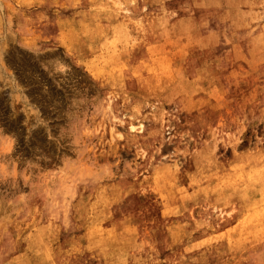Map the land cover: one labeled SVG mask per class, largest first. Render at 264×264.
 <instances>
[{"label":"rangeland","instance_id":"rangeland-1","mask_svg":"<svg viewBox=\"0 0 264 264\" xmlns=\"http://www.w3.org/2000/svg\"><path fill=\"white\" fill-rule=\"evenodd\" d=\"M75 3L0 0V264H264V0Z\"/></svg>","mask_w":264,"mask_h":264},{"label":"bare ground","instance_id":"bare-ground-1","mask_svg":"<svg viewBox=\"0 0 264 264\" xmlns=\"http://www.w3.org/2000/svg\"><path fill=\"white\" fill-rule=\"evenodd\" d=\"M97 1V0H96ZM118 1V0H117ZM90 2V1H89ZM93 2V1H92ZM109 2H110V0H109ZM93 4V3H92ZM96 4V3H95ZM110 4V3H109ZM113 4V3H112ZM94 5V4H93ZM92 5V6H93ZM106 5V4H105ZM104 5V6H105ZM119 5V4H118ZM89 6V5H88ZM98 6H100V5H98ZM104 6H102V7H104ZM113 6V5H112ZM91 7V6H90ZM106 7V6H105ZM114 7H117V6H114ZM89 8V7H88ZM93 8V7H92ZM101 8V7H100ZM105 9V8H104ZM109 9V8H108ZM117 9L118 8H116V11H117ZM110 11H111V9H109ZM115 10V9H114ZM160 10V9H159ZM108 13V12H107ZM104 14V13H103ZM115 14V13H114ZM117 14V13H116ZM118 15V14H117ZM102 16V15H101ZM105 16V15H104ZM103 16V17H104ZM107 16V15H106ZM119 17V16H118ZM89 18V17H88ZM91 18V17H90ZM82 19V18H81ZM93 19V18H92ZM149 19V18H148ZM107 20V19H106ZM109 20H112V19H109ZM115 20V19H114ZM119 20V19H118ZM121 21V20H120ZM167 21V20H166ZM81 22H83V21H81ZM105 22V21H104ZM110 22H112V21H110ZM115 22V21H114ZM127 22V21H126ZM116 23V22H115ZM120 23H125V22H120ZM130 23V22H129ZM128 23V24H129ZM169 23V22H168ZM181 23H183V22H181ZM86 24V23H85ZM88 24H89V22H88ZM87 24V25H88ZM104 24H106V23H104ZM104 24H102V25H104ZM117 24H118V26H120L121 27V25H119V23L117 22ZM117 24H113V25H116V27H117ZM183 24H185V23H183ZM91 25V24H90ZM111 25V24H110ZM105 26V25H104ZM103 26V27H104ZM124 26H125V24H124ZM184 26V25H183ZM123 27V26H122ZM101 28V27H100ZM107 28V27H106ZM124 28V30H125V27H123ZM91 29H93L92 27H91ZM110 29H111V27H110ZM115 29H119V28H115ZM94 30V29H93ZM92 30V32H94ZM106 31V30H105ZM121 32H122V29L120 30ZM186 31V30H185ZM111 32V31H110ZM119 32V31H118ZM124 32V31H123ZM132 32V31H131ZM106 33V32H105ZM115 33H116V31H115ZM104 34V33H103ZM108 34V33H107ZM111 35H112V32L110 33ZM128 34V33H127ZM95 34L93 33V36H94ZM105 35V34H104ZM116 35V34H115ZM126 35V34H125ZM132 35V34H131ZM89 36V35H88ZM93 36H92V38H93ZM106 36V35H105ZM118 36V35H117ZM128 37V36H127ZM130 37V36H129ZM128 37V38H129ZM91 38V37H90ZM89 38V39H90ZM103 38V37H102ZM119 38V37H118ZM98 41V40H97ZM127 41V40H126ZM123 42V41H122ZM98 44V43H97ZM108 44V43H107ZM128 44V43H127ZM4 45V44H3ZM89 45V44H88ZM100 46V45H99ZM2 47V46H1ZM92 47V46H91ZM97 47H98V45H97ZM90 48V47H89ZM101 49V48H100ZM99 49V50H100ZM1 50H2V48H1ZM95 51H96V49H94ZM3 51V50H2ZM2 51H0V55H2L3 54V52ZM105 51V50H104ZM5 54V53H4ZM3 54V55H4ZM25 79V78H24ZM37 80V79H36ZM129 127V129H130V131H135V126L134 125H130V126H128ZM141 129V125H139V127H138V130H140ZM13 146V145H12ZM162 174V173H161ZM160 175V174H159ZM152 181H150L149 183H151ZM149 185H152V183L151 184H149ZM148 186V185H147ZM255 192V191H254ZM204 193V192H203ZM251 194V193H250ZM253 194V193H252ZM255 196V195H254ZM249 197H250V195H249ZM101 201V200H100ZM100 203V202H99ZM102 204V203H101ZM94 205H95V203H94ZM206 206V205H205ZM95 208V207H94ZM86 209V208H85ZM100 209H101V207H100ZM253 209V208H252ZM91 210V209H90ZM254 210V209H253ZM165 212V211H164ZM81 213V212H80ZM90 213V212H89ZM253 213H254V211H253ZM83 214V213H82ZM81 214V215H82ZM92 216V215H91ZM85 217V216H84ZM95 217V216H94ZM89 219H90V217H89ZM96 219H98V218H96ZM98 221H100V219L98 220ZM93 222H96L97 223V221H93ZM92 223V222H91ZM90 223V224H91ZM93 228H95V227H93ZM100 229V228H99ZM128 229V228H127ZM240 230V229H239ZM92 231V230H91ZM99 231V230H98ZM94 233V232H93ZM238 233V232H237ZM95 234H98V233H95ZM94 234V235H95ZM91 235V234H90ZM93 235V234H92ZM36 237V236H35ZM90 237V236H89ZM101 237V236H100ZM239 237V236H238ZM243 237V236H242ZM97 238H98V236H97ZM96 238V239H97ZM101 239V238H100ZM226 239V238H225ZM228 239V238H227ZM104 240V239H103ZM34 241V240H33ZM94 241H96V240H94ZM43 242V241H42ZM90 242H92V241H90ZM33 243V242H32ZM44 243V242H43ZM46 243V242H45ZM81 243V242H80ZM83 243V242H82ZM104 243V242H103ZM35 244V243H34ZM41 244V243H40ZM87 244V243H86ZM102 244V243H101ZM36 245V244H35ZM91 245V244H90ZM37 246V245H36ZM86 247H87V245H85ZM98 247H99V245H97ZM101 246V245H100ZM31 247V246H30ZM33 247V246H32ZM38 247V246H37ZM83 247V246H82ZM36 248V247H35ZM41 248H42V246H41ZM49 248H50V246H49ZM97 248V247H96ZM39 249V248H38ZM38 249H37V251H38ZM67 249V248H66ZM33 250V249H32ZM36 251V252H37ZM121 251H123V250H121ZM42 252V251H41ZM51 252V251H50ZM72 252V251H71ZM33 253H35V251L33 252ZM39 252H37V256H39V254H38ZM45 253H47V252H45ZM45 253H44V255H45ZM56 253V252H55ZM60 253V252H59ZM84 253V252H83ZM91 253H93V252H91ZM95 253V252H94ZM122 253H124V252H122ZM51 254V253H50ZM68 255H69V253H67ZM74 254H76V253H74ZM58 255V254H57ZM70 255H72V254H70ZM96 255V254H95ZM119 255V254H118ZM123 255V254H122ZM207 255V254H206ZM59 256H60V254H59ZM80 256V255H79ZM62 257V256H61ZM61 257H59V258H61ZM126 257V256H125ZM67 258V257H66ZM40 259V258H39ZM200 259V258H199ZM43 260V259H42ZM56 260V259H55ZM61 260H63L62 258H61ZM23 261V260H22ZM40 261V260H39ZM38 261V262H39ZM74 260H72V262H73ZM41 262V261H40ZM52 262V261H51ZM66 262H68V260H66ZM72 262H70V263H72ZM129 262V261H128ZM42 263V262H41ZM37 264V263H36ZM46 264H47V262H46Z\"/></svg>","mask_w":264,"mask_h":264},{"label":"snow or ice","instance_id":"snow-or-ice-1","mask_svg":"<svg viewBox=\"0 0 264 264\" xmlns=\"http://www.w3.org/2000/svg\"><path fill=\"white\" fill-rule=\"evenodd\" d=\"M68 6L69 7H80L82 5L80 4V0H76L75 4H71ZM129 6L132 9H138L140 7L138 0H129ZM261 172H264V169H261ZM249 179H251V177H249ZM261 179H262V182H264V177H262Z\"/></svg>","mask_w":264,"mask_h":264}]
</instances>
